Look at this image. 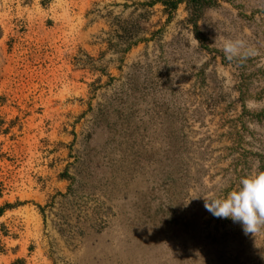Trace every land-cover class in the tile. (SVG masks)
I'll return each mask as SVG.
<instances>
[{"label": "rangeland", "instance_id": "rangeland-1", "mask_svg": "<svg viewBox=\"0 0 264 264\" xmlns=\"http://www.w3.org/2000/svg\"><path fill=\"white\" fill-rule=\"evenodd\" d=\"M261 171L264 0H0V264H264Z\"/></svg>", "mask_w": 264, "mask_h": 264}, {"label": "clouds", "instance_id": "clouds-1", "mask_svg": "<svg viewBox=\"0 0 264 264\" xmlns=\"http://www.w3.org/2000/svg\"><path fill=\"white\" fill-rule=\"evenodd\" d=\"M222 50L229 60L256 54L241 38L224 39ZM204 206L216 218L241 224L246 234L256 233L264 227V171L242 177L239 186L223 196L205 198Z\"/></svg>", "mask_w": 264, "mask_h": 264}]
</instances>
